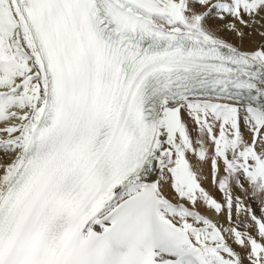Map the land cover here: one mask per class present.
<instances>
[{
	"label": "snow or ice",
	"instance_id": "obj_1",
	"mask_svg": "<svg viewBox=\"0 0 264 264\" xmlns=\"http://www.w3.org/2000/svg\"><path fill=\"white\" fill-rule=\"evenodd\" d=\"M0 264H264V0H0Z\"/></svg>",
	"mask_w": 264,
	"mask_h": 264
}]
</instances>
